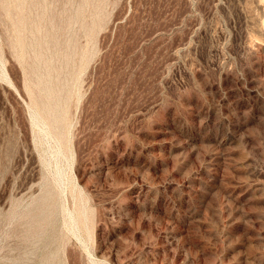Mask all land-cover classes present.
<instances>
[{
    "label": "rangeland",
    "instance_id": "1",
    "mask_svg": "<svg viewBox=\"0 0 264 264\" xmlns=\"http://www.w3.org/2000/svg\"><path fill=\"white\" fill-rule=\"evenodd\" d=\"M46 255L264 264V0H0V264Z\"/></svg>",
    "mask_w": 264,
    "mask_h": 264
},
{
    "label": "bare ground",
    "instance_id": "2",
    "mask_svg": "<svg viewBox=\"0 0 264 264\" xmlns=\"http://www.w3.org/2000/svg\"><path fill=\"white\" fill-rule=\"evenodd\" d=\"M26 11V10H25ZM23 15H25V14H23ZM26 22V21H25ZM14 24H15V30H18V31H20L21 29H23V27L26 25V23H24V20H18V21H15L14 22ZM39 30V29H38ZM21 33V32H20ZM26 39V38H25ZM23 42V41H22ZM17 45V44H16ZM86 54V53H85ZM74 60V59H73ZM83 61V60H82ZM50 63V62H49ZM81 64H84V63H81ZM36 65V64H35ZM43 65V64H42ZM55 68V67H54ZM53 66L52 65H49L48 66V68H47V70H46V72H47V74L49 75L50 73H51V71H53ZM72 69V68H71ZM35 72V71H34ZM45 72V71H44ZM4 74V73H3ZM6 75V74H5ZM69 75V74H68ZM54 76V75H53ZM77 77H78V75H77ZM37 79V78H36ZM46 80V79H45ZM71 80H74V78L73 79H71ZM59 82V81H58ZM61 83V82H60ZM28 85V84H27ZM39 86H42V87H40V88H38V89H43V87H46V85H45V83H43L42 85H41V83H39V85L37 86V87H39ZM73 87V86H72ZM27 88V87H26ZM48 88H49V86H47L46 87V90H48ZM54 92V91H53ZM32 94V93H31ZM55 95H57V94H55ZM72 95V94H71ZM39 97V96H38ZM53 97V96H52ZM58 99V98H57ZM33 100V99H32ZM55 100V99H54ZM53 100V101H54ZM35 101V100H34ZM47 101V100H46ZM50 101V100H49ZM59 101V100H58ZM63 101H65V100H63ZM53 103V102H52ZM34 104V103H33ZM49 105V104H48ZM42 107V106H41ZM55 107V106H54ZM67 107V106H66ZM49 110V109H48ZM58 111V110H57ZM43 112H45V111H43ZM36 115V114H35ZM36 116H38V115H36ZM44 115H42V117H43ZM37 119V118H36ZM41 119V118H40ZM48 120V119H47ZM52 120V119H51ZM33 122V121H32ZM56 122V121H55ZM48 124V123H47ZM55 124V123H54ZM57 127H59V126H57ZM53 128V127H52ZM59 132V131H58ZM66 144V143H65ZM64 145V144H63ZM48 189V188H47ZM44 193V192H43ZM42 195V194H41ZM46 195V194H45ZM50 195V194H49ZM47 197V196H46ZM43 203V202H42ZM39 204V203H38ZM46 205V204H45ZM47 206V205H46ZM32 208V207H31ZM46 208V207H45ZM42 213L44 212V210H42L41 211ZM47 214H50V213H47ZM44 217V216H43ZM77 218V217H76ZM64 220V219H63ZM69 221L70 222H75L76 220H75V217L72 215V214H70V216H69ZM44 259H43V261H41V264H49V259H51V256H44L43 257ZM56 260V259H55Z\"/></svg>",
    "mask_w": 264,
    "mask_h": 264
}]
</instances>
